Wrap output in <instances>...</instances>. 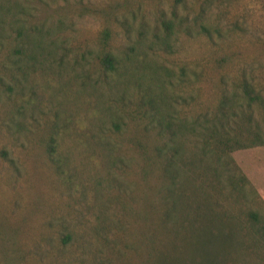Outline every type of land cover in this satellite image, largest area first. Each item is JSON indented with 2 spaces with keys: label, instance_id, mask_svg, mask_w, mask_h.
<instances>
[{
  "label": "rangeland",
  "instance_id": "1",
  "mask_svg": "<svg viewBox=\"0 0 264 264\" xmlns=\"http://www.w3.org/2000/svg\"><path fill=\"white\" fill-rule=\"evenodd\" d=\"M100 1L0 0V7L16 2L28 9L26 19L44 25L52 42L44 59L21 54V73L12 66L18 57L14 34L0 43V66H11L8 71L0 68V264H152L137 254L114 261L98 235L101 224L92 217L137 181L131 144L126 142L137 105L132 81L124 69L110 74L98 67L93 54L102 23L78 9ZM170 2L159 6L167 8ZM141 8L151 40L155 4ZM205 8L220 37L208 41L178 35L169 39L166 49L143 46L133 52L134 59L175 77L181 68L196 75L189 89L172 93L184 98V106L177 99L173 109L187 119L212 106L234 78L243 76L264 93V0H215ZM135 34L125 40L120 29H114L111 44L118 57L129 52ZM221 57L226 62L217 66ZM26 62L32 64L28 69ZM106 137V142L101 139ZM178 140L189 163L194 139ZM230 156L262 191L264 177L261 182L258 175L263 172L259 159L264 147ZM252 208L260 214L264 231L263 206ZM123 227L125 239L132 242L129 234L137 226L127 220ZM253 252L248 243L232 241L224 264H264V254L255 259Z\"/></svg>",
  "mask_w": 264,
  "mask_h": 264
},
{
  "label": "trees",
  "instance_id": "2",
  "mask_svg": "<svg viewBox=\"0 0 264 264\" xmlns=\"http://www.w3.org/2000/svg\"><path fill=\"white\" fill-rule=\"evenodd\" d=\"M136 1L135 6L128 0L78 6L83 14L102 23L93 54L96 64L104 73L124 69L137 101L133 127L126 138L137 181L133 189L119 191L92 214L93 221L101 224L102 246L114 261L137 254L151 259L152 264H224V252L235 241L248 243L256 259L264 254V231L260 214L252 207L264 208V200L230 154L264 147V93L240 76L197 116L187 119L176 112L173 103L179 105V99L184 106L185 100L175 98L173 91L189 89L196 75L188 72L189 76L181 68L175 77L160 66L134 59L133 52L143 46L166 49L169 39L178 35L202 36L208 41L213 35L220 37V28L205 15V7L215 0H171L167 8L159 6L166 0ZM144 3L155 4L150 13L151 40L146 37L150 25L141 8ZM27 16L28 9L16 2L0 7V43L14 34L13 50L18 57L12 66L19 73L21 54L35 53L44 59L43 53L52 45L44 25L30 24ZM114 29H120L125 40L136 32L122 58L112 50ZM225 62L221 57L215 63ZM25 64V69L32 65ZM10 67L0 66L3 70ZM185 137H192L195 145L189 163L178 140ZM101 139L106 142L107 137ZM259 160L264 165V157ZM261 169L258 179L262 182L264 166ZM127 220L137 226L129 234L132 242L124 236Z\"/></svg>",
  "mask_w": 264,
  "mask_h": 264
},
{
  "label": "crops",
  "instance_id": "3",
  "mask_svg": "<svg viewBox=\"0 0 264 264\" xmlns=\"http://www.w3.org/2000/svg\"><path fill=\"white\" fill-rule=\"evenodd\" d=\"M263 191H260V195H261V197L263 198V200H264V192L262 193Z\"/></svg>",
  "mask_w": 264,
  "mask_h": 264
}]
</instances>
